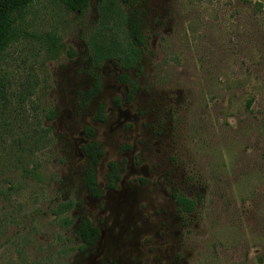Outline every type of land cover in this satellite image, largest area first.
Here are the masks:
<instances>
[{"label": "rangeland", "instance_id": "374dc122", "mask_svg": "<svg viewBox=\"0 0 264 264\" xmlns=\"http://www.w3.org/2000/svg\"><path fill=\"white\" fill-rule=\"evenodd\" d=\"M134 9L146 47L141 73H126L137 85L129 104L123 71L114 60L95 67L81 39L94 1L82 17L34 4V37L0 57V264H264V0H135ZM48 34L62 39L53 60ZM96 75L101 91L84 104ZM99 105L104 123L94 121ZM90 141L103 150L100 200L82 181ZM109 162L120 168L114 190ZM82 218L99 238L79 252Z\"/></svg>", "mask_w": 264, "mask_h": 264}, {"label": "trees", "instance_id": "16d2710c", "mask_svg": "<svg viewBox=\"0 0 264 264\" xmlns=\"http://www.w3.org/2000/svg\"><path fill=\"white\" fill-rule=\"evenodd\" d=\"M43 1L56 3L63 7L69 14L82 17L88 13L92 1L95 2V19L81 24V39L84 46L89 51L92 64L101 67L103 63L114 60L124 71L135 70L141 73V58L146 47L144 37L143 17L137 14L134 9L135 0H0V57L13 44L21 38L34 37L27 31L26 15L31 7ZM254 6L263 9L260 2L256 1ZM45 55L47 59H56L63 51L62 39L57 34H48L44 39ZM67 55L72 57L74 51L69 48ZM101 76L96 75L92 87L84 93L85 104L95 98L101 91ZM121 84H129L130 89L125 96L124 102L129 104L136 92V82L131 80L127 74L119 76ZM120 101L115 100L119 107ZM252 100H248L246 106L250 107ZM52 117V115H51ZM94 121L105 122L104 106L99 105ZM86 138L94 136L91 127L83 129ZM82 153L88 160V164L83 171L82 181L87 195L95 200H100L102 191L99 189L95 167L103 155L100 146L90 141L83 145ZM109 173L105 189L113 190L116 183L120 181L119 166L115 162L107 164ZM176 205L182 212L191 213L194 211L195 202L185 196H173ZM73 207L72 202L61 204L52 213L58 217ZM73 220L62 218L60 225L68 227ZM75 237L80 243L77 247L79 252H83L93 247L99 238V229L87 218H82L76 225Z\"/></svg>", "mask_w": 264, "mask_h": 264}, {"label": "flooded vegetation", "instance_id": "af4514ba", "mask_svg": "<svg viewBox=\"0 0 264 264\" xmlns=\"http://www.w3.org/2000/svg\"><path fill=\"white\" fill-rule=\"evenodd\" d=\"M109 61H111V60H109ZM106 62H107V61H106ZM116 65H117V64H116ZM117 66H118V65H117ZM118 67H119V66H118ZM119 68H120V67H119ZM120 69H121V68H120ZM121 70H122V69H121ZM122 71H123V70H122ZM130 71H131V70H130ZM124 73L126 74L127 72H124V71H123L122 74H124ZM122 74H121V75H122ZM100 76H101V75H100ZM101 78H102V77H101ZM130 79H131V78H130ZM101 80H102V79H101ZM131 80H132V79H131ZM118 82H119V77H118ZM119 83H120V82H119ZM120 84H121V83H120ZM122 85H127V84H122ZM128 85H129V84H128ZM129 86H130V85H129ZM91 87H92V86H91ZM129 89H130V88H129ZM88 90H89V89H88ZM83 96H84V94H83ZM84 99H85V97H84ZM93 99H94V98H93ZM84 102H85V100H84ZM89 102H90V101H89ZM89 102H88V103H89ZM88 103H86V104H88ZM84 104H85V103H84ZM125 104H126V103H125ZM103 123H104V122H103ZM82 147H83V146H82ZM81 150H82V148H81ZM102 151H103V150H102ZM119 173H120V168H119ZM120 179H121V176H120ZM117 183H118V182H117ZM117 183H116V184H117ZM115 188H116V187H115ZM113 190H114V189H113Z\"/></svg>", "mask_w": 264, "mask_h": 264}, {"label": "crops", "instance_id": "0c3cea01", "mask_svg": "<svg viewBox=\"0 0 264 264\" xmlns=\"http://www.w3.org/2000/svg\"><path fill=\"white\" fill-rule=\"evenodd\" d=\"M259 2V1H258Z\"/></svg>", "mask_w": 264, "mask_h": 264}]
</instances>
